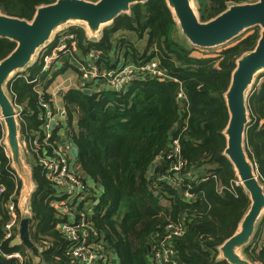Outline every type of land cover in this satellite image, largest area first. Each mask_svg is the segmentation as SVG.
Returning a JSON list of instances; mask_svg holds the SVG:
<instances>
[{
    "label": "trees",
    "instance_id": "1",
    "mask_svg": "<svg viewBox=\"0 0 264 264\" xmlns=\"http://www.w3.org/2000/svg\"><path fill=\"white\" fill-rule=\"evenodd\" d=\"M57 1L0 0V12L32 21L39 7ZM252 2L256 0H196L202 22L215 19L231 6ZM67 35L74 38L66 41L67 45L75 43L82 59L95 53V60L86 65L94 62L101 71H111L130 63L157 62L179 83L142 77L125 93L100 90L98 85L93 94H84L93 86L82 84L81 71L71 65L52 77L43 72L44 56L58 48ZM260 35L261 30L255 28L225 47L196 48L182 34L165 0H150L132 6L130 14L105 27L98 39H90L80 27L67 28L54 37L35 62L9 84L11 98L22 111L25 159L36 186L30 204L31 239L40 249V259L24 246L12 247L20 235L18 228L7 239L10 217L5 207L9 201L15 202L21 216L22 182L6 154L0 122V189H5L0 197V264H82L72 256L70 242L59 229L66 221L53 206L61 200L60 191L41 164L54 155L63 132L79 151L78 164L85 177L83 195L93 201L92 224L106 245L109 261L155 264L148 245L153 249L154 242L165 237L166 226L185 217L184 235L170 243L180 264H228L219 259V249L235 234L251 201L224 155L223 133L229 121L224 96L237 60L255 49ZM15 48V43L0 39V61ZM197 51L214 53L196 57ZM69 70L78 74V83L63 92L65 118L47 139L49 120L43 104L57 111L49 90ZM180 90L185 93L182 101L177 100ZM249 110L246 151L264 186V74L250 94ZM174 141L179 143L178 154ZM179 164L183 167L177 176L172 169ZM186 192L194 198L186 199ZM15 253L22 255L23 262L6 258ZM242 253L253 264H264V217Z\"/></svg>",
    "mask_w": 264,
    "mask_h": 264
},
{
    "label": "water",
    "instance_id": "2",
    "mask_svg": "<svg viewBox=\"0 0 264 264\" xmlns=\"http://www.w3.org/2000/svg\"><path fill=\"white\" fill-rule=\"evenodd\" d=\"M150 0H58L37 9L32 21L10 17L0 12V39L16 44V48L0 61V116L5 131L4 146L12 168L22 182L18 202L21 214L20 235L13 247L24 246L33 257L40 259V249L31 239L33 218L31 199L36 190L31 167L25 159V145L21 134V114L9 91V84L20 72L30 67L54 37L69 27H80L90 39H98L103 29L122 15L131 13L134 5ZM175 22L187 41L200 49L225 47L250 30L259 28L260 39L255 49L236 62L231 84L225 93L229 114L223 133L226 139L224 155L231 162L240 184L249 195L250 208L238 225L235 234L219 249V259L228 264H253L242 253L251 242L257 224L264 217V186L257 166L246 151L247 131L250 124L249 97L257 79L264 74V0L231 6L209 22H202L196 0H165ZM91 95L93 90L85 89ZM57 125L54 122L52 127ZM79 163L77 147L71 150ZM154 167H152V172ZM98 200L97 203H99ZM149 255L152 246L148 245ZM114 255V253H113Z\"/></svg>",
    "mask_w": 264,
    "mask_h": 264
},
{
    "label": "built area",
    "instance_id": "3",
    "mask_svg": "<svg viewBox=\"0 0 264 264\" xmlns=\"http://www.w3.org/2000/svg\"><path fill=\"white\" fill-rule=\"evenodd\" d=\"M64 33V32H63ZM61 35V34H60ZM74 38L71 35L65 36L55 50L49 55L44 56L43 72L50 73L53 71L55 64L64 55H73L77 53L75 43L67 45L66 41H72ZM73 42V41H72ZM90 57L95 58V54L91 53ZM81 83L92 84L96 89L99 87H107L117 93H125L130 85L137 79L142 77L156 78L159 80L179 83L177 79L170 78L159 66L157 62H152L143 66L134 64H125L120 69L111 71H101L93 62L90 65L83 66L81 69ZM41 94V92H39ZM185 98V93L180 90L177 100L182 101ZM43 108L46 110V116L49 120L47 125V139L51 137V130L54 129L52 124L55 122L58 126V120H64L65 111L57 112L50 104L44 103ZM2 123V119L0 118ZM25 145V143L23 142ZM173 149L176 154L179 153L178 141L173 142ZM72 143L69 147L63 149L56 146L54 155L50 158L42 160V167L47 174L49 180L60 191L58 200L53 203V206L60 211L66 218V221L59 226L60 231L65 234L70 242L72 256L81 261L82 264H111L107 255L106 245L100 239L99 233L94 229L92 224V209L93 201L87 200L83 195L85 189V177L74 165V160L71 155ZM8 156V153L6 151ZM160 160V158H159ZM183 165L179 164L172 169L179 176ZM168 179L162 177L161 180ZM179 183L183 179H178ZM170 185H174L170 182ZM5 189H0V197ZM186 199H193L194 196L189 192L184 193ZM98 202V201H97ZM98 204V203H97ZM7 212L10 221L6 226L7 239L12 236V231L15 228H20L21 216L18 214L16 204L9 201L7 204ZM186 218H181L176 223H169L166 226L165 237L160 241H155V247L152 249L151 260L155 264H180L174 248L170 245L174 238L181 237L185 233ZM7 259H16L23 262L21 254H12L6 257Z\"/></svg>",
    "mask_w": 264,
    "mask_h": 264
},
{
    "label": "crops",
    "instance_id": "4",
    "mask_svg": "<svg viewBox=\"0 0 264 264\" xmlns=\"http://www.w3.org/2000/svg\"><path fill=\"white\" fill-rule=\"evenodd\" d=\"M81 57L79 56L78 51H77V53L74 54V56L73 55L62 56L61 59L55 64L53 71L50 72V77L54 76L61 69H63L66 65H71L73 68H76L77 70L80 71V69L83 66H86L87 62H92L95 60V58L92 59L90 56L88 58H83V59ZM95 57H96V55H95ZM78 77H79L78 74L77 73L75 74L72 70L66 71L65 74L60 76L57 79V81L54 83V85L50 88L49 92L52 94V97L54 99V108L57 110V112H62L64 110V103H63V98H62L63 92L66 91L67 89H70V88H73L74 86H77ZM38 91L41 92L42 91L41 88H38ZM58 121H60V120H58ZM64 133L65 132L59 133V134H61V136H60L61 143L59 144V147H61L63 149L69 147V145L72 143L67 138V135ZM72 145H73V147H75L73 143H72ZM73 160H74V158H73ZM74 165L80 172H82V170H81V168L77 162H75ZM5 212L8 213L7 212V206L5 207ZM1 219H3V206L1 205V200H0V220ZM18 230H19V228H18ZM18 237L19 236H17L16 238H18ZM15 254H20V253H15Z\"/></svg>",
    "mask_w": 264,
    "mask_h": 264
},
{
    "label": "rangeland",
    "instance_id": "5",
    "mask_svg": "<svg viewBox=\"0 0 264 264\" xmlns=\"http://www.w3.org/2000/svg\"><path fill=\"white\" fill-rule=\"evenodd\" d=\"M69 28H72V27H69ZM61 34H63V32H62ZM63 38H64V37H63ZM63 38H61L60 40H62ZM218 49H219V48H218ZM216 52H217V51H216ZM213 53H214V52L197 51L196 54H195V56H196V57L212 56ZM105 89H107V87H101V88H100V90H105ZM89 185H90V187H94V186H95V185H93V184H89ZM96 190L101 191V188H100V187H97ZM111 264H119V262L116 261V260H114V259H112V260H111Z\"/></svg>",
    "mask_w": 264,
    "mask_h": 264
},
{
    "label": "bare ground",
    "instance_id": "6",
    "mask_svg": "<svg viewBox=\"0 0 264 264\" xmlns=\"http://www.w3.org/2000/svg\"><path fill=\"white\" fill-rule=\"evenodd\" d=\"M0 118H1V116H0Z\"/></svg>",
    "mask_w": 264,
    "mask_h": 264
}]
</instances>
